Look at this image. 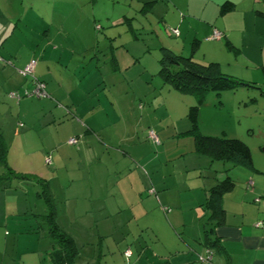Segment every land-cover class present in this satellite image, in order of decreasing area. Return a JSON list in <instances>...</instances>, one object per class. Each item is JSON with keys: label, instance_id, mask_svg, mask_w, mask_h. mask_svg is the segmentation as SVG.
<instances>
[{"label": "crops", "instance_id": "0c3cea01", "mask_svg": "<svg viewBox=\"0 0 264 264\" xmlns=\"http://www.w3.org/2000/svg\"><path fill=\"white\" fill-rule=\"evenodd\" d=\"M147 1L150 10L161 9L164 31L175 38L164 37L168 41L163 44L165 47L184 53L191 40L199 39L198 51L201 50L202 54L198 62L213 61L220 68H223L224 60L221 59L225 46H242L246 31L238 26L239 12L248 10V1H251L250 5L254 2ZM226 2L230 6L223 8ZM117 5L108 0H0V97L7 94L19 104L23 98L32 96L52 99L65 90L68 100L73 103L65 88V85L69 86L70 77L60 69L63 54L75 52L77 45L86 47L84 37L88 32L99 31V23L107 26L104 31L120 30L128 25V31L133 35V18L124 14L125 10L124 13L123 10L116 12ZM173 28L179 31L177 36L168 32ZM14 44L18 47L15 48ZM26 47L32 48L30 58L28 54H20ZM17 54L18 57H13ZM31 58L36 59L33 74L44 83L45 96L22 94L32 88L30 78L21 74ZM109 63L113 71L118 69L115 56ZM226 65L238 66L237 57H231ZM125 80L129 82L126 77ZM139 81L149 84L152 79L147 72ZM15 91L22 94L19 99L9 95ZM133 94L136 97L143 95L146 99L152 95L155 98L156 88L145 94L135 91ZM77 109L55 107L50 110V121L67 126L65 143L70 150L69 146H75L70 151L74 158L63 157L60 147L47 144L44 137L39 147H34L29 155L18 153L12 163L9 149L14 141L20 143L21 138L28 136L29 128L17 122L18 118L15 124L12 110H0V169L10 168L20 174L38 176L46 184L45 194H41L40 185L33 181L12 180L0 187V202L6 203L4 216L0 213V264H51L49 253L57 249L58 244L51 237L48 215L74 243V264L83 251L93 249L95 252V244L101 247L98 264L102 260L103 264H264V158L256 162L252 157L254 170L228 165L225 174H219L217 167L220 165L198 154L193 138L189 137L184 149L179 151L177 170L175 162H169L176 157L168 155V129L158 127L159 120H152L156 109L143 108L135 121L137 127L128 130L125 127L127 113L120 112L118 120L114 121L123 122L124 131L116 139L117 148L113 149L94 138L95 133L106 131L109 121L92 118L91 111H81L80 116L86 119L83 122L74 118L61 122L68 115L75 116L74 113L79 112ZM117 111L119 109L114 112ZM2 123L10 126L7 133ZM119 127L121 129V125ZM184 129L188 130L189 125ZM149 130L154 131L157 142L149 136ZM133 132H139L140 138L136 139ZM71 137L78 139L76 144L67 142ZM46 156L50 158L49 164L45 162ZM43 163L53 167L47 171ZM168 163L171 170L166 172L161 167ZM222 177H229L234 186L222 195L224 212L221 223L216 224L209 218L205 202L209 189ZM9 204L11 208L7 210ZM95 211L103 214L97 217ZM130 225L153 234V244L144 246L141 239V242L137 240L136 253L129 245L120 251L109 236L112 229ZM207 228L213 229L210 237L217 239L219 245L218 249L211 248L209 260L204 235ZM127 250L131 259L135 255L132 262L124 255Z\"/></svg>", "mask_w": 264, "mask_h": 264}, {"label": "rangeland", "instance_id": "374dc122", "mask_svg": "<svg viewBox=\"0 0 264 264\" xmlns=\"http://www.w3.org/2000/svg\"><path fill=\"white\" fill-rule=\"evenodd\" d=\"M108 1L109 3H118L115 6L116 12L123 10L124 13L125 10L126 13L124 14L133 18V35L132 31H128V25L122 26L120 30L112 28L111 31H104L107 26L99 23L101 27L99 31L88 32L84 37L86 47L77 45L78 49L75 52H65L63 54L60 69L70 77L69 86L65 85V88L68 89L73 103L68 100V93L65 90H61L58 97H52V99H39L32 96L23 98L19 104L9 99L7 94L6 96L1 95L0 110H12L15 124L16 118H18L17 122H21L25 128H29L28 136L21 138L20 143L14 141L10 147V163L14 162L18 153L29 155L34 147H39L40 140L45 138L47 144L54 143L60 147L63 157L74 158L71 150H74L75 146H69L71 147L70 150L65 143V138L68 136L66 135L68 132L67 126L65 124L58 126L59 123L50 121V110L55 107H62L63 109L67 107L72 111L76 107L78 108L79 112L74 113L75 116L68 115L61 121L63 123L73 118L83 122L86 119L80 116L81 111L83 113L91 111L89 112L90 116L96 120L109 121L105 126L106 131L95 133L94 138H98L97 142L100 140L103 142L102 145L112 149L117 148L116 139H119L124 131L123 122L119 124L114 121L118 120L120 112L127 113L125 127L128 130L134 126L137 127L135 121L139 119L141 110L150 108L151 110L156 109L152 120L154 122L159 120L158 127L168 129V155L170 158L176 157L175 160L170 159L169 162L174 161L177 170H179L180 158H177L180 154L179 151L184 149L189 137L193 138V133L184 128L188 125L190 128L188 111L191 106L196 104V100L192 95L181 94L169 89L157 75L159 69L158 58L161 55L160 48L165 47L163 44L168 42L164 37L175 38L171 35L168 36L164 31L161 23V9L157 7L155 11L150 10L147 3H145L148 2L147 0L140 2L137 0ZM250 3L251 1H248L246 8L248 10L239 12L240 18L237 17L240 19L238 26L244 27L246 31L245 38L242 39L241 37L242 46H225L223 50L224 58L221 59L224 60L222 62L223 68L220 69L223 73L238 79L254 82L255 87L238 86L235 89L224 90L219 93L213 91L206 93L202 104L198 108L196 125L198 132L202 135L236 138L243 141L249 147L253 159L258 162L264 158V0H254L251 5ZM249 5L250 7H248ZM124 29L126 30L124 31ZM183 36L182 33L181 40ZM13 39L15 40L14 37ZM198 40H191V45L188 48L186 45L184 53H176L186 57L191 56L193 60L198 62V58L202 54L201 50L198 51ZM17 45L14 44V47L17 48ZM190 52H192V55H190ZM196 52L197 54L194 56ZM20 54H28L30 58L33 54L32 48L27 49L26 47V49H22ZM112 55L115 56L118 66V69L114 71L109 63L113 59ZM13 57H18V54L13 55ZM231 57H237L238 66L230 67L226 65ZM199 63L206 64L209 61ZM147 72L152 82L149 84L143 82V84L139 80H142L143 75ZM125 77L129 82L125 80ZM27 78L29 79V77ZM146 85H149V87L147 88ZM153 87L156 88L155 98L152 97L153 95L147 96L150 98L146 99L143 95L136 97L133 94V91L145 94ZM118 109L119 111L115 113L114 111ZM17 114L19 117H17ZM6 119L11 124V119L9 117ZM2 124L5 133H7L10 126L8 123ZM46 125L48 126L46 127ZM149 126L152 127L151 124ZM133 134L136 139L140 138L139 132H133ZM110 138L111 140H108ZM13 147H16L18 151ZM21 164L24 165V163ZM168 164L169 166H167ZM168 164L161 167L162 170L169 172L171 165ZM215 165H220L217 167L219 174H225L226 171L224 170L229 163L215 161ZM43 166L47 171H50L53 167L52 165L47 167L44 163ZM6 171L5 168L0 169V174ZM37 178L39 177L37 176ZM27 187H30V185H27ZM5 205V202H0V213L3 216L6 211ZM10 208L11 204H9L7 210H10ZM94 214L99 217L103 213L95 211ZM124 214L127 215L126 212ZM116 228L118 229H112V235L109 237L110 241H114V246L120 251L129 245L131 246L130 249L136 253L137 240L141 242L142 239L144 246H149L154 242L153 234L136 227V225H130L128 228ZM43 230H46L45 226H43ZM97 231L98 228L95 232ZM93 248H95V252L93 249L83 251L76 264H98L101 257L99 251L101 247L95 244ZM159 248L166 250L164 246H159ZM103 250L104 248H102V252ZM120 251L116 250L117 255H120ZM104 254L108 253L104 252ZM92 258L93 261H91ZM134 259L135 255L132 259L130 257L129 260L132 262ZM103 261L100 264H103ZM123 264H126V262H123Z\"/></svg>", "mask_w": 264, "mask_h": 264}, {"label": "trees", "instance_id": "16d2710c", "mask_svg": "<svg viewBox=\"0 0 264 264\" xmlns=\"http://www.w3.org/2000/svg\"><path fill=\"white\" fill-rule=\"evenodd\" d=\"M225 6H230L229 2L222 5L223 8ZM160 52L157 74L163 83L181 94L192 95L196 100V104L191 106L188 111V117L191 121L189 120L190 128L187 130L193 133L196 152L207 156L211 161L226 162L230 166H242L254 170L250 149L243 141L236 138L202 135L198 132L196 120L198 108L206 93L211 91L219 93L224 90L235 89L238 86L255 87V83L223 73L216 62L199 63L193 60L191 56H182L166 47H161ZM12 180L33 181L40 185L41 194L46 193V184L39 178L17 173L10 168H7L5 173L0 174V187L6 186L7 182ZM233 186L234 182L226 177L218 181L208 191L205 205L209 209V218L214 219L216 224L221 223L224 212L221 207L222 195ZM47 220L51 222V237L58 244V248L49 253L51 264H74L76 250L71 238L55 224L51 215L47 216ZM212 230V228L205 229V243L209 249H218L217 239L210 237Z\"/></svg>", "mask_w": 264, "mask_h": 264}, {"label": "built area", "instance_id": "2783aa9c", "mask_svg": "<svg viewBox=\"0 0 264 264\" xmlns=\"http://www.w3.org/2000/svg\"><path fill=\"white\" fill-rule=\"evenodd\" d=\"M168 32L170 34H173L175 36H177L179 34V31L175 28L173 29H169ZM215 36H218V33L215 32ZM36 65V59L35 58H31L28 63L24 66V68L21 70V74L25 77H29L30 80H31V83H32V88L31 90L29 91H24L22 92V94H25V95H31V94H34L36 96H45L46 95V92H45V89H44V83L41 82L40 80H38L34 74H33V71H34V67ZM21 93H19L18 91H15V92H11L9 93V95L13 98H16V99H19L22 95ZM148 134L151 138H153L156 142H157V137L154 133L153 130H149L148 131ZM77 138L76 137H71L67 140V142L69 144H76L77 143ZM45 162L47 164L50 163V158L49 156H46L45 157ZM258 199H256L257 201ZM260 225V223H259ZM207 253H208V260L211 258V254H212V250L211 249H207ZM124 255L126 258H129L130 257V251L127 250L124 252Z\"/></svg>", "mask_w": 264, "mask_h": 264}]
</instances>
